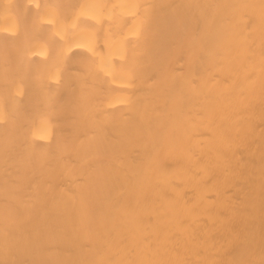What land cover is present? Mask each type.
I'll list each match as a JSON object with an SVG mask.
<instances>
[{
    "label": "bare ground",
    "instance_id": "1",
    "mask_svg": "<svg viewBox=\"0 0 264 264\" xmlns=\"http://www.w3.org/2000/svg\"><path fill=\"white\" fill-rule=\"evenodd\" d=\"M0 264H264V0H0Z\"/></svg>",
    "mask_w": 264,
    "mask_h": 264
}]
</instances>
